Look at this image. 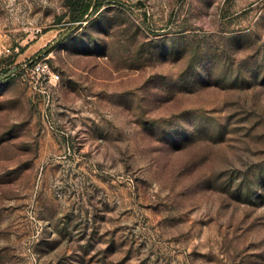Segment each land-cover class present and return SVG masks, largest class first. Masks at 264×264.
Wrapping results in <instances>:
<instances>
[{
	"label": "rangeland",
	"instance_id": "374dc122",
	"mask_svg": "<svg viewBox=\"0 0 264 264\" xmlns=\"http://www.w3.org/2000/svg\"><path fill=\"white\" fill-rule=\"evenodd\" d=\"M68 1L0 0V264H264V0Z\"/></svg>",
	"mask_w": 264,
	"mask_h": 264
},
{
	"label": "built area",
	"instance_id": "2783aa9c",
	"mask_svg": "<svg viewBox=\"0 0 264 264\" xmlns=\"http://www.w3.org/2000/svg\"><path fill=\"white\" fill-rule=\"evenodd\" d=\"M28 64H23L21 70L22 76L29 82L31 89L40 90L59 79L58 73H55L44 59L32 63L30 66Z\"/></svg>",
	"mask_w": 264,
	"mask_h": 264
},
{
	"label": "trees",
	"instance_id": "16d2710c",
	"mask_svg": "<svg viewBox=\"0 0 264 264\" xmlns=\"http://www.w3.org/2000/svg\"><path fill=\"white\" fill-rule=\"evenodd\" d=\"M68 3L74 22L83 20L90 8L97 9L100 4L99 1L91 3V0H69ZM15 72L16 67H0V79H9Z\"/></svg>",
	"mask_w": 264,
	"mask_h": 264
}]
</instances>
